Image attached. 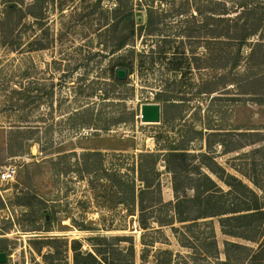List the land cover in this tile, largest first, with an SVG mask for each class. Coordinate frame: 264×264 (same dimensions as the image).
<instances>
[{
    "label": "rangeland",
    "instance_id": "rangeland-1",
    "mask_svg": "<svg viewBox=\"0 0 264 264\" xmlns=\"http://www.w3.org/2000/svg\"><path fill=\"white\" fill-rule=\"evenodd\" d=\"M114 3L0 0V173L15 169L13 180L0 182L4 264H46L42 256L48 249L35 250L40 249L43 236L57 239L50 244L51 264H73L71 241L78 240L82 250L91 251L96 243L91 238L97 236L131 238L135 264H141L142 231L136 218L123 207L97 208L86 183L69 171L75 170V159H65V154L156 152V141L165 147L182 144L197 154L204 151L208 126L219 133L231 132L211 138L216 162L228 173L251 186L230 166H242L251 173L248 164L255 162L257 171L264 172L261 156L250 155L264 144V98L254 95L264 94V0H145L141 15L135 14V26L146 22L149 10L159 31L145 36L135 33V51L148 52L149 41L169 42L170 50L161 42L157 46L177 52L181 69L174 74L165 60L145 75L136 57L129 84L120 88L111 79L117 58L111 55ZM234 26L241 29L236 31ZM129 32V25H121L119 34ZM218 47L229 62L237 59L236 68L209 67ZM170 54L166 57L171 58ZM143 60L151 61L149 56ZM199 89L220 91L197 94ZM143 103L160 104L159 123L140 122ZM112 118L119 123L109 131L95 129ZM15 125L22 128L16 131ZM262 139L259 145L238 149L244 142ZM218 140L236 150L223 155ZM159 170L163 200L170 201V175L162 164ZM74 222L97 232L78 230ZM212 224L219 261H225L223 242H244L222 235L216 219ZM182 225L186 224L175 226ZM159 232L148 235L157 242L144 252L145 264H193L195 257L200 264H218L201 261L195 251L181 247L169 228ZM120 246L128 247L129 241Z\"/></svg>",
    "mask_w": 264,
    "mask_h": 264
},
{
    "label": "trees",
    "instance_id": "trees-1",
    "mask_svg": "<svg viewBox=\"0 0 264 264\" xmlns=\"http://www.w3.org/2000/svg\"><path fill=\"white\" fill-rule=\"evenodd\" d=\"M114 1L112 11L114 23L111 26L114 42L111 55L116 54L117 58L111 68L114 72L111 79L115 86L120 88L129 84V77L135 71L133 59L136 57H139V68L141 72H145V75L155 71V65H159L165 60H168L170 71L174 74L178 73L181 69V62L177 52H167L163 46H157V43L161 42L164 46L167 44L170 47L167 49L170 50L169 42L149 41L146 45L149 48L148 52L144 49L136 52L134 49L135 46L132 43L135 33L140 36L144 33L143 36H145L155 35L154 33L159 31L153 24L149 10H146V22L135 26V14L144 9L145 0ZM124 23L130 26V32L125 35L119 34L120 27ZM234 29L238 31L241 27L234 26ZM144 43L146 44V42ZM215 44L219 46L222 42L219 41ZM240 45H242L240 42L236 43L238 48ZM154 47H157L156 50ZM217 49L218 51H215L214 55L209 58L211 69H223L229 65L233 68L238 66L236 58H232V61L229 62V58L223 54L222 49L220 47ZM119 52H124V55H119ZM167 53H171L169 56L171 58L166 57ZM146 56H149L150 62L143 60ZM117 68L127 70V81L115 79ZM197 69L200 68L197 66ZM218 91L220 90L207 92L199 89L197 94H210ZM254 95L256 98H264V94L261 93ZM82 123L86 124V122ZM116 123H119L117 119L112 118L106 123L103 121L102 126L95 129L106 132ZM21 128L22 126H14L16 131ZM27 129L30 127L28 126ZM205 129H207L205 148L203 152L197 154L191 153L182 144L165 147L155 139L158 147L156 152L108 155L99 151H89L80 154L72 152L63 157L75 159L76 168L69 171L76 173L79 179L86 183L97 208L113 210L123 207L128 215L136 218L137 225L142 231L140 237L142 248L139 256L141 264L146 262L144 252L149 247H154L157 242L156 238L148 237V235L152 232L160 233L162 228H169L181 247L195 251L201 261L215 260L218 264H230L232 261L264 264V172L257 171L255 162L248 164L252 168L251 173L243 170L242 166H230L235 172L246 178L251 186L244 183L239 177L228 173L216 162L211 138L229 136L228 134L231 132L219 133L212 131L214 128L208 126ZM241 135L245 137L247 132ZM249 135L255 136L256 134L249 133ZM262 141L263 139L244 142L238 149L259 145ZM218 142L223 155L236 150L225 140H218ZM251 154L260 155L264 161V144L254 149ZM160 164H162L164 172L170 175V187L173 195V199L170 201L163 200ZM209 174L213 175L216 180ZM218 182L226 187V190ZM213 219L217 220L222 235L244 242L242 244L225 240L223 242L225 261H219ZM153 224L157 227L156 230L152 226ZM176 224L186 225L176 227ZM74 226H77L78 230L97 232L83 223H75ZM200 228L204 230L201 231ZM181 230H185L187 233H181ZM192 230L194 231L192 232ZM43 237L44 239L38 242L41 244L40 249L36 248L35 250L40 253L43 248H47L48 253L42 258L46 264H51L48 262L53 253L50 244L57 239L51 238L53 236ZM91 241L96 242L91 244V251L82 250V245L78 240L71 241L70 250L73 253V264H135V249L131 238L127 236H97L91 238ZM123 241H129V246L122 248L120 243ZM66 243L68 242L66 241ZM165 253L169 254L167 251ZM241 253L244 254L239 258ZM195 259L196 257L193 264H200Z\"/></svg>",
    "mask_w": 264,
    "mask_h": 264
},
{
    "label": "water",
    "instance_id": "water-1",
    "mask_svg": "<svg viewBox=\"0 0 264 264\" xmlns=\"http://www.w3.org/2000/svg\"><path fill=\"white\" fill-rule=\"evenodd\" d=\"M137 15H141L140 12ZM115 79L118 81H127L128 73L124 68H117L115 70ZM161 106L159 103H143L139 109V120L143 124H156L160 122ZM7 261L5 252H0V264Z\"/></svg>",
    "mask_w": 264,
    "mask_h": 264
},
{
    "label": "built area",
    "instance_id": "built-area-1",
    "mask_svg": "<svg viewBox=\"0 0 264 264\" xmlns=\"http://www.w3.org/2000/svg\"><path fill=\"white\" fill-rule=\"evenodd\" d=\"M14 176H15V169L13 167H10L0 173V182H9L13 180Z\"/></svg>",
    "mask_w": 264,
    "mask_h": 264
}]
</instances>
